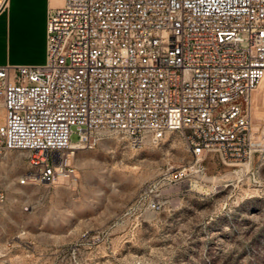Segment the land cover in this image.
Instances as JSON below:
<instances>
[{"label": "built area", "instance_id": "built-area-1", "mask_svg": "<svg viewBox=\"0 0 264 264\" xmlns=\"http://www.w3.org/2000/svg\"><path fill=\"white\" fill-rule=\"evenodd\" d=\"M263 82L264 0H62L45 64L0 67V167L28 152L20 185L75 184L73 135L92 150L106 132L134 147L180 133L198 161L250 164L264 159Z\"/></svg>", "mask_w": 264, "mask_h": 264}, {"label": "rangeland", "instance_id": "rangeland-1", "mask_svg": "<svg viewBox=\"0 0 264 264\" xmlns=\"http://www.w3.org/2000/svg\"><path fill=\"white\" fill-rule=\"evenodd\" d=\"M253 110L264 126V82ZM28 157L0 167V264H264V159L198 161L180 133L134 147L106 132L76 150L75 184L22 186Z\"/></svg>", "mask_w": 264, "mask_h": 264}, {"label": "crops", "instance_id": "crops-1", "mask_svg": "<svg viewBox=\"0 0 264 264\" xmlns=\"http://www.w3.org/2000/svg\"><path fill=\"white\" fill-rule=\"evenodd\" d=\"M62 0H10L0 15V67L38 66L47 59V24Z\"/></svg>", "mask_w": 264, "mask_h": 264}, {"label": "bare ground", "instance_id": "bare-ground-1", "mask_svg": "<svg viewBox=\"0 0 264 264\" xmlns=\"http://www.w3.org/2000/svg\"><path fill=\"white\" fill-rule=\"evenodd\" d=\"M263 84V83H262ZM262 86V85H261ZM261 86H260V88H261ZM259 88V89H260ZM2 119H3V113H2V117L0 116V122L2 121ZM72 149H75V150H77L78 149V146L75 144V143H73V145H72Z\"/></svg>", "mask_w": 264, "mask_h": 264}]
</instances>
